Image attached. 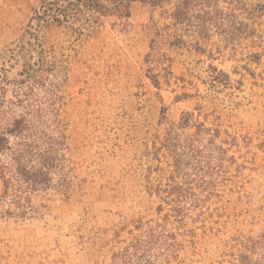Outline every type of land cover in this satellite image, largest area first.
<instances>
[{"label":"rangeland","instance_id":"rangeland-1","mask_svg":"<svg viewBox=\"0 0 264 264\" xmlns=\"http://www.w3.org/2000/svg\"><path fill=\"white\" fill-rule=\"evenodd\" d=\"M39 2L0 0V53ZM180 5L102 16L0 107V131L19 121L0 165L48 179L25 217L0 199V264H264V0Z\"/></svg>","mask_w":264,"mask_h":264},{"label":"trees","instance_id":"trees-1","mask_svg":"<svg viewBox=\"0 0 264 264\" xmlns=\"http://www.w3.org/2000/svg\"><path fill=\"white\" fill-rule=\"evenodd\" d=\"M171 0H40L39 6L32 10L23 31L0 53V69L5 71V65L20 64L21 78L7 80L5 75L0 79V107L5 103H21L22 95L32 93L35 87L51 82L61 71V63L66 62L67 50L89 36L90 31L99 23L104 15L115 14L119 17L130 15L132 2H140L152 9L160 8ZM189 0H181L178 11L186 10ZM177 12V10H176ZM66 42V44H64ZM50 84V83H49ZM12 86L13 98L5 100L7 88ZM4 109H0V114ZM19 121H14L12 127L0 131V152L9 149V136L15 131ZM20 134V133H18ZM23 154L14 155L13 164L6 167L0 165V175L3 180L2 197L11 195L15 204L13 211L4 215L25 217L36 208L30 204V190L48 187V179L44 172L30 173L27 164L21 161ZM42 164H48L47 158H42ZM52 166V165H49ZM175 167L178 169V162ZM47 181V182H46ZM175 186H171V189ZM171 189L166 191L171 193ZM163 190L162 192H164ZM25 193L24 196L22 194ZM161 195V194H160ZM161 200L164 201V198ZM161 210V206L158 207ZM181 208L171 207L165 217H174L182 221Z\"/></svg>","mask_w":264,"mask_h":264}]
</instances>
